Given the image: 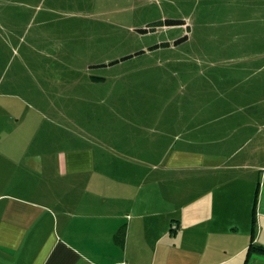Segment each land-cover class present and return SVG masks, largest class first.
Returning <instances> with one entry per match:
<instances>
[{"label": "rangeland", "instance_id": "obj_1", "mask_svg": "<svg viewBox=\"0 0 264 264\" xmlns=\"http://www.w3.org/2000/svg\"><path fill=\"white\" fill-rule=\"evenodd\" d=\"M263 16L264 0H0V139L83 122L84 144L103 136L101 174L139 146L148 181L165 171L178 202L224 195L242 229L264 143ZM114 91L128 96L118 108Z\"/></svg>", "mask_w": 264, "mask_h": 264}, {"label": "crops", "instance_id": "obj_2", "mask_svg": "<svg viewBox=\"0 0 264 264\" xmlns=\"http://www.w3.org/2000/svg\"><path fill=\"white\" fill-rule=\"evenodd\" d=\"M260 21L264 26V16ZM113 96L116 108L128 97ZM55 123L53 133L39 119L34 136L0 139L9 142L0 163L12 167L9 174L0 170V264H264L263 253L247 255L251 241L264 248V143L255 141L257 163L246 166L244 184L258 183L254 197L244 194L255 203L242 214L248 224L241 229L224 195L178 202V183H168L165 171L159 183L148 181L150 153L141 147L127 152L125 168L109 177L95 164L103 136L92 133L96 145L84 144L75 132L83 122ZM248 140L243 146L251 148Z\"/></svg>", "mask_w": 264, "mask_h": 264}, {"label": "trees", "instance_id": "obj_3", "mask_svg": "<svg viewBox=\"0 0 264 264\" xmlns=\"http://www.w3.org/2000/svg\"><path fill=\"white\" fill-rule=\"evenodd\" d=\"M172 229H175V227H173ZM121 238H122V235H120V233H118V235L115 236L116 241H119ZM254 253H260V254L263 253L264 254V248L258 244H254L253 241H251V243L248 247V251H247L248 258L250 255H252Z\"/></svg>", "mask_w": 264, "mask_h": 264}]
</instances>
